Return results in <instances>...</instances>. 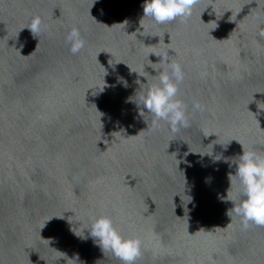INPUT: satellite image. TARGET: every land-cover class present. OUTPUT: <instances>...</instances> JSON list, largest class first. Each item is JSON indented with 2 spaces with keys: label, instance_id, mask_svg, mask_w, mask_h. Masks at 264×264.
Listing matches in <instances>:
<instances>
[{
  "label": "water",
  "instance_id": "95a60500",
  "mask_svg": "<svg viewBox=\"0 0 264 264\" xmlns=\"http://www.w3.org/2000/svg\"><path fill=\"white\" fill-rule=\"evenodd\" d=\"M0 264H264V0H0Z\"/></svg>",
  "mask_w": 264,
  "mask_h": 264
}]
</instances>
